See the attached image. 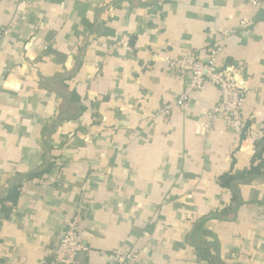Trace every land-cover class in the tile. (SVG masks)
<instances>
[{
    "label": "crops",
    "instance_id": "1",
    "mask_svg": "<svg viewBox=\"0 0 264 264\" xmlns=\"http://www.w3.org/2000/svg\"><path fill=\"white\" fill-rule=\"evenodd\" d=\"M240 3L0 0V201L22 182L0 213V264H47L81 206L89 251L76 264H116L117 249L138 264H264V165L252 171L250 136L264 134V7ZM225 28L247 90L243 138L222 121L206 130L211 85L162 111L188 82L166 59H206Z\"/></svg>",
    "mask_w": 264,
    "mask_h": 264
},
{
    "label": "built area",
    "instance_id": "2",
    "mask_svg": "<svg viewBox=\"0 0 264 264\" xmlns=\"http://www.w3.org/2000/svg\"><path fill=\"white\" fill-rule=\"evenodd\" d=\"M240 7L254 9L264 7V0H241ZM250 19H242L239 26L244 28L250 23ZM233 31L231 29L219 30L218 41L207 60H201L193 55L181 56L175 59H166L168 68L181 76L188 78V82L177 99L176 103L163 108V113L168 116L174 108L185 110L194 92L203 91L207 85L218 89L219 103L210 111L209 121L206 124L208 132L214 131L217 122H224L227 127L237 135L243 131L242 110L245 103L247 90L242 88L237 77L242 66L225 69L223 62L226 53V43ZM251 138L260 140L263 133H250ZM82 206L77 214L67 221L62 237L54 251L53 259L47 264H76L80 254L89 251L82 244L79 230L82 223ZM116 264H138L141 258L139 252H127L117 249L113 252Z\"/></svg>",
    "mask_w": 264,
    "mask_h": 264
},
{
    "label": "trees",
    "instance_id": "3",
    "mask_svg": "<svg viewBox=\"0 0 264 264\" xmlns=\"http://www.w3.org/2000/svg\"><path fill=\"white\" fill-rule=\"evenodd\" d=\"M226 29V28H225ZM234 34V32H232L231 36L228 38V40L232 37V35ZM228 40L226 43V53L224 58L221 59V61L224 64V68L226 69H230V68H234L238 65H227L228 64V58H227V50H228ZM217 44V41L215 43V45ZM215 45L211 48L209 55L211 54L213 48L215 47ZM186 56V55H185ZM209 57V56H208ZM208 57L206 59H201V60H207ZM47 110V109H46ZM49 111V110H48ZM35 118V115H34ZM264 132V130H263ZM246 135L245 129L243 128L242 133L240 134V137H244ZM256 147L258 148V152L256 154V156L253 159V163H254V168H252V171H257L256 169L263 167L264 165V137L261 138L260 140H257L256 142ZM54 165L49 166L48 168H46V170L41 171V172H36V173H30L27 176V179H38L43 177L45 174L50 173L51 168H53ZM226 176H224L222 178V182L221 185L224 187H227V178H225ZM21 188H22V182L21 183H15V185H13L11 188H9L7 195L4 199H2L0 201V213L4 212L6 218H8L11 215V212L13 210V208L17 207L19 200H20V196H21ZM80 236V233H79ZM50 262V261H49ZM140 262V261H139Z\"/></svg>",
    "mask_w": 264,
    "mask_h": 264
}]
</instances>
